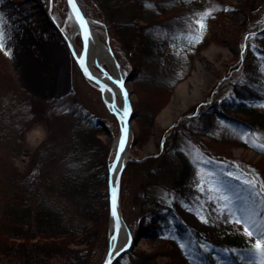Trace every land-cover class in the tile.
I'll use <instances>...</instances> for the list:
<instances>
[{"label": "rangeland", "instance_id": "rangeland-1", "mask_svg": "<svg viewBox=\"0 0 264 264\" xmlns=\"http://www.w3.org/2000/svg\"><path fill=\"white\" fill-rule=\"evenodd\" d=\"M224 3L223 15L219 19L209 17L203 21L205 27L202 31L211 35V39L196 52L189 74L167 94L159 86L148 88L146 94L141 93L134 80V71L127 68L129 55H122L124 64L119 61L107 25L88 16L96 20L93 29L104 44L113 51L126 72L132 74L125 83L131 91L129 99L133 119L130 122L129 155L121 175L120 198L122 215L134 241L128 251L137 253L139 258L129 259L126 264H144V254L153 252L156 264H172L174 247L180 245V249H187L178 236L165 231L156 220L157 215L150 208L152 202L155 203L152 199L163 205V211L173 221L189 225L203 239L217 241L228 233L242 234L255 245L256 236L249 237L247 231L256 233L264 230L261 183L236 160L264 166V150L252 146L253 143H264L255 134L244 133L243 145L226 134L219 140H213L197 126L193 128L192 136L179 137L172 147L169 138L162 162L165 172L155 182L146 178L145 166L136 168L135 164L163 152L165 129L184 114L191 110L193 114H199L201 104L215 100H237L231 83L235 78L240 83L251 82L264 87V32L261 27L264 24V0H224ZM68 16L66 0H0V29L4 33V48L0 49V97L4 100L10 98L5 88L11 85L19 93L23 91L37 106V114H33L23 131L12 136L9 146L0 151V156H5L1 158L3 160L7 157L19 171L26 172L36 148L45 146L49 155L46 173L53 180L61 176L64 168L62 153L69 147V132L84 112L97 126V136L107 146V167L114 157L113 140L118 137L120 128L117 118L106 107L100 90L86 79L73 56L66 31L71 33L75 27ZM196 20L195 31L198 28ZM50 21L53 27L48 24ZM72 46L75 53L81 52L80 34L76 35ZM171 46L179 51L174 44ZM6 51L10 55H6ZM154 78L157 81V73ZM143 96L162 104L152 120L141 118L144 113ZM255 105L253 112L227 107L222 110L231 117L264 113V98ZM198 139L220 151H228L222 155L225 160L211 161L210 157L200 154ZM182 156L186 157L185 161ZM128 164L129 168L124 171ZM249 179L255 182V187L245 183ZM214 195L218 199H214ZM223 195L231 201L227 208L219 199ZM19 196L15 189L2 186L0 212L6 200L16 201ZM237 217L244 222L235 223ZM245 224L251 227L246 229ZM109 227L110 215L108 234ZM257 258L249 259L246 264H261L260 255ZM176 262L203 264L193 252L176 259ZM0 264H5L2 259ZM53 264L61 263L55 261ZM217 264L227 262L220 260Z\"/></svg>", "mask_w": 264, "mask_h": 264}, {"label": "trees", "instance_id": "trees-1", "mask_svg": "<svg viewBox=\"0 0 264 264\" xmlns=\"http://www.w3.org/2000/svg\"><path fill=\"white\" fill-rule=\"evenodd\" d=\"M78 2L87 16L107 25L119 61L123 63L122 55H129L127 68L134 71V80L144 94L154 86H159L166 94L170 93L189 74L196 52L211 39V35L204 30L198 42L194 41L198 35L194 30L195 20L205 12L219 19L225 6L224 0ZM48 24L54 26L52 21ZM261 27L264 32L263 23ZM156 73L157 81L154 78ZM231 83L239 102L224 98L201 104L199 114H193L192 110L184 114L165 129L163 152L153 158L137 161L136 168L145 166L146 178L155 182L165 172L162 162L168 139H171L172 147L179 137L192 136V130L197 126L213 140H219L220 136L226 134L244 145V133L251 132L264 143V113L231 117L222 110L223 107L252 110L264 98V87L251 82L240 83L237 78ZM5 89L10 98L4 100L0 97V151L9 146L12 136L23 131L33 114H37L36 104L29 101L23 91L19 93L11 85ZM149 101L143 96L144 113L141 118L146 120H152L162 105L160 101ZM84 113L69 132V147L62 153L64 168L57 180L47 176L49 155L45 146L36 148L26 172L19 171L7 157V160H3L1 158L5 156H0V188L6 185L9 190L15 189L20 194L16 201L6 200L0 212V259L5 264H53L55 261L61 264H99L103 261L108 248L107 146L97 136V126L87 112ZM197 143L201 146L199 153L210 157L211 161L225 160L222 155L228 151H220L199 139ZM182 157L185 161L186 157ZM236 160L239 166L250 171L260 182L264 181L262 164ZM152 200L155 203H149L152 202L150 208L157 215L156 220L164 226L165 231L178 236L181 243L187 246L184 250L179 248L180 245L174 247L172 264H178L176 259L184 258L191 252L203 264H217L220 260L227 264H246L249 259H258L259 253L255 252L254 245L244 235L228 233L217 241L203 239L189 225L173 221L163 211V205L157 203L156 199ZM144 255V264H156L154 252ZM136 258H139L137 253L126 251L113 264H126L129 259Z\"/></svg>", "mask_w": 264, "mask_h": 264}, {"label": "water", "instance_id": "water-1", "mask_svg": "<svg viewBox=\"0 0 264 264\" xmlns=\"http://www.w3.org/2000/svg\"><path fill=\"white\" fill-rule=\"evenodd\" d=\"M68 8H69V14L73 17L76 25L78 26V33L80 34L81 37V43H82V50L79 54L75 53L73 50V47L71 45L70 48L72 50L73 56L81 69L83 75L86 77V79L91 82L93 85H95L101 92L102 99L106 105V107L109 109L111 113L115 115L119 122V133L117 137V142H116V148H115V154L112 159V161L108 164V179H107V191H108V199H109V215H110V227H109V234H108V249L107 253L105 255V258L103 259L102 264H108V261H111V264L114 263L116 258L124 252L127 251L133 244V237L131 234V231L129 227L127 226V223L122 215L121 211V198H120V182H121V175L123 168L125 167L126 161H123V156L124 153L128 151L129 145H130V140H131V127H130V122L133 119V111L131 109V102L129 99V95L131 94V91H128V89L125 86V83H127L131 78L132 74L126 72V76L123 78L122 82V88L121 92L124 93L126 91L127 93V104L129 106V111L127 116H124V110L120 109L119 106L117 105V99L115 92L113 88L100 76L95 73H93L87 64V55H88V42L89 38L91 35V27H90V21L96 22V20L89 18L85 13L83 12L78 0H73V3L75 4L76 9L79 11L80 16L83 18L84 21H86V26H87V41L85 42V31L84 29L81 28L80 22L76 17V13L73 10L72 4L69 3V0H66ZM110 49V48H109ZM110 51L113 54V51L110 49ZM115 63L119 68H123L115 55L113 54ZM81 61H83V65L81 64ZM107 90H111L112 96L111 98L106 97V92ZM125 98V97H124ZM126 126L127 132L125 136V145L124 149L122 152H119L118 156V145L120 143L122 135V128ZM117 157L119 159V163L115 164V169L118 167V171L116 173L115 179H113V172L112 171V166L114 162L117 160ZM127 160V159H126ZM115 187L117 188V196H116V213L118 217V227H117V217H114L112 215V188ZM121 230H125L127 233V243L120 249H116L117 243H118V238L119 234L121 233ZM115 235L117 238L115 241L111 239V237ZM123 249V250H122ZM118 253V254H117Z\"/></svg>", "mask_w": 264, "mask_h": 264}, {"label": "bare ground", "instance_id": "bare-ground-1", "mask_svg": "<svg viewBox=\"0 0 264 264\" xmlns=\"http://www.w3.org/2000/svg\"><path fill=\"white\" fill-rule=\"evenodd\" d=\"M68 17L74 24L75 29L71 33L69 31H66L67 39L71 45H75L76 35L78 34V26L76 25L73 17L70 14ZM94 25L95 23L90 21L91 35L88 42V67L93 73L100 75L113 88L117 99V105L120 109L124 110L125 98L123 93L121 92V86L117 82H121L126 76V69L119 68L116 65L112 52L101 40L98 33L93 29ZM111 96V90H107L106 97L110 99ZM117 140V138L113 140V148H116ZM127 153L128 152L124 153L123 161H126L127 156L129 155ZM117 171L118 167L113 172V179H115ZM214 199H218V197L214 195ZM126 243L127 233L125 230H121L116 249L118 250L122 248Z\"/></svg>", "mask_w": 264, "mask_h": 264}, {"label": "snow or ice", "instance_id": "snow-or-ice-1", "mask_svg": "<svg viewBox=\"0 0 264 264\" xmlns=\"http://www.w3.org/2000/svg\"><path fill=\"white\" fill-rule=\"evenodd\" d=\"M69 3L72 4L73 6V10L76 13V17L80 22V26L82 29H84L85 31V42L87 41V26H86V21L83 20V18L80 16L79 11L76 9L75 4L73 3V0H69ZM227 10V9H225ZM211 16L210 12H205L199 15V19L196 20V24L198 25V28L196 29L198 35L194 38L195 42H198L199 38L202 36V30L204 29L205 25L203 24V21L206 20L207 18H209ZM249 37H245V39H248ZM4 33L3 30L0 29V49L4 48ZM244 47V46H242ZM6 55H10V52H5ZM81 64L83 65V61H81ZM118 84H120L121 88H122V82H117ZM124 97H125V107H124V116H127L129 109V106L127 104V93L126 91L123 93ZM126 132H127V128L126 126L124 128H122V133L124 135H122L120 143L118 145V156H119V152H122L124 149V145H125V136H126ZM253 147H260L262 150H264V144L261 145H256V144H252ZM119 163V159L117 157V160L114 162L113 166H112V171H115V164ZM239 177H237L238 179ZM245 183H247L250 187H255V182L253 180H246ZM261 191L264 192V181H261ZM201 190H203V188H201ZM210 190H214V189H210ZM117 188L113 187L112 188V215L114 217H117V213H116V196H117ZM219 199L223 200L225 202V207L227 208L228 205L231 203L230 198L227 195H223L221 197H219ZM229 213H230V209H229ZM231 214V213H230ZM203 219V218H202ZM207 222V221H204ZM235 223H243L244 221L242 220V218L237 217L234 221ZM117 227H118V217H117ZM246 229L251 227L250 225L245 224ZM247 235L249 237H252L253 235L256 236L257 238V242L256 244L253 246L255 252H258L261 258V264H264V230H261L259 232L254 233L253 231H247ZM116 236L113 235L111 237V239L113 241L116 240ZM123 250V249H122ZM118 254V253H117ZM108 264H111V261H108Z\"/></svg>", "mask_w": 264, "mask_h": 264}]
</instances>
